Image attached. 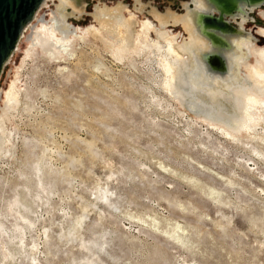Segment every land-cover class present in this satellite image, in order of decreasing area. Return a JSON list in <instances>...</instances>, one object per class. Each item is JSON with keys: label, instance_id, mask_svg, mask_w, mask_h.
I'll use <instances>...</instances> for the list:
<instances>
[{"label": "rangeland", "instance_id": "374dc122", "mask_svg": "<svg viewBox=\"0 0 264 264\" xmlns=\"http://www.w3.org/2000/svg\"><path fill=\"white\" fill-rule=\"evenodd\" d=\"M118 2L89 0L84 17L70 19L69 40L32 46L28 27L56 12L58 0H48L7 62L0 264H264L263 111L255 132L233 137L190 111L164 88L154 49L136 42L124 52L107 34L123 25L135 37L148 20L157 29L149 13L128 2L133 22L129 12L120 22L92 18L97 4ZM190 2L154 3L184 13ZM262 12L245 26L258 50ZM167 30L179 44L187 38L181 27ZM12 85L20 103L5 115ZM21 230L22 242L12 241Z\"/></svg>", "mask_w": 264, "mask_h": 264}, {"label": "bare ground", "instance_id": "6f19581e", "mask_svg": "<svg viewBox=\"0 0 264 264\" xmlns=\"http://www.w3.org/2000/svg\"><path fill=\"white\" fill-rule=\"evenodd\" d=\"M86 1L58 0L55 6L58 17L52 14L50 22L41 26L31 24L28 27L27 31L34 33L32 46L54 47L69 40V36L59 34L60 30L56 25L60 26L62 21L68 24L67 21L73 17L77 20L83 18ZM47 5L48 0H45L39 10ZM263 7L264 0H191L185 7L184 14H150L160 29L158 26L155 29L148 20L144 21L135 37L130 35L126 28L125 32H121L123 25L107 31V34L119 42L124 52H129L136 42L140 45L137 50L154 49L158 53L157 57L165 75L163 86L166 91L176 99H181L190 111L203 118L209 125H218L225 135L233 137L232 135L242 128L255 132V116L259 110L264 113V50L256 48L259 37L247 31L245 27L251 18L254 19L251 14ZM68 9H71L72 13H68ZM95 9L98 7L95 6ZM233 11L236 13L233 14ZM36 15L34 19L37 18ZM261 15L264 17V12ZM91 16L93 18L94 14ZM227 19L228 22L225 21ZM230 20L236 22L238 28L230 27ZM167 21L170 26H180L186 33L187 38L182 44L177 42L176 36H170L166 31ZM130 22H133L132 17ZM92 29L95 33L100 32L95 27L87 31ZM152 30L156 40L151 41ZM259 33L264 36V30ZM251 57L255 58L254 67L245 64ZM6 97L3 109L5 115L20 103L15 85L11 86ZM262 117L264 120V116ZM4 122V118L0 117V154L3 152L6 136ZM19 203L15 200L13 204ZM24 218L23 216L22 220ZM2 226L0 223L1 233L4 231ZM16 227L15 232L18 228ZM21 235L22 230L18 235L9 238H19L22 242Z\"/></svg>", "mask_w": 264, "mask_h": 264}, {"label": "water", "instance_id": "95a60500", "mask_svg": "<svg viewBox=\"0 0 264 264\" xmlns=\"http://www.w3.org/2000/svg\"><path fill=\"white\" fill-rule=\"evenodd\" d=\"M44 1L45 0H0V78L7 62L17 47L24 29L33 21L36 12ZM235 13L236 12L233 11V14ZM250 20H252V18ZM225 21L228 22L227 20ZM230 27L232 26L230 25ZM232 28L235 29V27Z\"/></svg>", "mask_w": 264, "mask_h": 264}, {"label": "flooded vegetation", "instance_id": "af4514ba", "mask_svg": "<svg viewBox=\"0 0 264 264\" xmlns=\"http://www.w3.org/2000/svg\"><path fill=\"white\" fill-rule=\"evenodd\" d=\"M88 1L89 0H87L86 3H88ZM119 1L120 2H118L117 6L108 7V8L105 7L103 9H97V12L94 15V17L96 19H98V21H97L98 24L100 22H105V21H108L109 23H111L113 21L114 22H120L123 18H125L127 16L126 12H129V15L132 16V18H135V16L131 13V11L127 9L126 4L128 2L130 4L134 5V10L135 11L140 12V13H149V15L150 14H159L161 16H166L170 12H174L176 14H184L185 13V12L184 13H179L178 11H173L172 8H167V9L164 10V8L161 5H157V4L154 3V2H158L159 0H155L154 2L148 1L147 3H144L143 0H136V2H135V0H119ZM99 3H101V2H99ZM190 3H184L183 4L184 11H185V7H187L188 4H190ZM98 5L99 4H97L96 6L98 7ZM94 10H95V7H94ZM261 10H264V7L259 9V10H256L253 14H251V17H253L255 19V22H256V17L259 16V12ZM86 11H87V7H86V10H85V13H86ZM68 13H72V10L68 9ZM53 14H55L58 17L56 12H54ZM83 17H84V15H83ZM70 19L67 21V23L69 25L66 24V22H63V21H62L60 26L56 25L58 30H60V33L67 35V34L74 33L76 31L74 26H73V24H75V23L73 21H71ZM165 23H167L169 25L168 21L165 22ZM158 26H159V24H158ZM172 27H175V26H172ZM179 27L180 26H178L177 28H179ZM167 28H168V26L165 29L167 30Z\"/></svg>", "mask_w": 264, "mask_h": 264}]
</instances>
